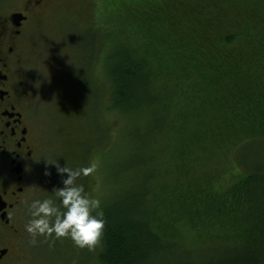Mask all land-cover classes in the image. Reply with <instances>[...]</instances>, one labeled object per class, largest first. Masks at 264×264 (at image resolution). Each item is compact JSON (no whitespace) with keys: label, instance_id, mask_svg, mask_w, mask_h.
<instances>
[{"label":"trees","instance_id":"obj_1","mask_svg":"<svg viewBox=\"0 0 264 264\" xmlns=\"http://www.w3.org/2000/svg\"><path fill=\"white\" fill-rule=\"evenodd\" d=\"M120 6L96 35L123 124L94 264H264V0Z\"/></svg>","mask_w":264,"mask_h":264},{"label":"rangeland","instance_id":"obj_2","mask_svg":"<svg viewBox=\"0 0 264 264\" xmlns=\"http://www.w3.org/2000/svg\"><path fill=\"white\" fill-rule=\"evenodd\" d=\"M153 1L48 0L39 14L30 18L25 62L44 129L40 161L30 167L27 200L55 199L53 189L62 186L67 174L58 173L54 161L61 166L66 161L69 167L95 164L94 170L78 177L77 182L100 200L107 195L111 149L121 142L123 122L107 109L108 48L96 35L108 15L121 10V2ZM18 2L0 0V6L11 9L18 7ZM110 20L109 28L114 21ZM235 178L229 173L216 184L227 186ZM27 219L26 211L25 222ZM28 238L30 241L29 234ZM93 259V249L76 247L67 237L37 236L36 243L29 242L27 264H94Z\"/></svg>","mask_w":264,"mask_h":264},{"label":"flooded vegetation","instance_id":"obj_3","mask_svg":"<svg viewBox=\"0 0 264 264\" xmlns=\"http://www.w3.org/2000/svg\"><path fill=\"white\" fill-rule=\"evenodd\" d=\"M48 0L0 6V264H27L24 230L30 167L40 161L43 123L25 62L27 24ZM17 15V16H15Z\"/></svg>","mask_w":264,"mask_h":264},{"label":"clouds","instance_id":"obj_4","mask_svg":"<svg viewBox=\"0 0 264 264\" xmlns=\"http://www.w3.org/2000/svg\"><path fill=\"white\" fill-rule=\"evenodd\" d=\"M58 173L62 177V186L54 187L52 197L23 200L27 208L28 219L24 230L29 234L30 243H36L37 236L54 239L67 237L79 248L92 250L103 235L105 220L101 200L89 194L77 178L91 173L95 164L69 167L65 161L61 166L57 161ZM51 245V241H50Z\"/></svg>","mask_w":264,"mask_h":264},{"label":"water","instance_id":"obj_5","mask_svg":"<svg viewBox=\"0 0 264 264\" xmlns=\"http://www.w3.org/2000/svg\"><path fill=\"white\" fill-rule=\"evenodd\" d=\"M15 16H17V15H15Z\"/></svg>","mask_w":264,"mask_h":264}]
</instances>
